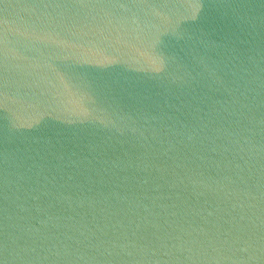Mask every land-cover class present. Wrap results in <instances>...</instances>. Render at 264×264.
<instances>
[{
    "label": "water",
    "instance_id": "obj_1",
    "mask_svg": "<svg viewBox=\"0 0 264 264\" xmlns=\"http://www.w3.org/2000/svg\"><path fill=\"white\" fill-rule=\"evenodd\" d=\"M0 264H264V0H0Z\"/></svg>",
    "mask_w": 264,
    "mask_h": 264
}]
</instances>
